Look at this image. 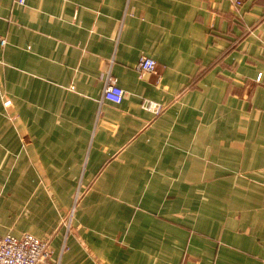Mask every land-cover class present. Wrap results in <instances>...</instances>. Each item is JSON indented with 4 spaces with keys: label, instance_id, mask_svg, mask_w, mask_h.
Returning a JSON list of instances; mask_svg holds the SVG:
<instances>
[{
    "label": "crops",
    "instance_id": "obj_1",
    "mask_svg": "<svg viewBox=\"0 0 264 264\" xmlns=\"http://www.w3.org/2000/svg\"><path fill=\"white\" fill-rule=\"evenodd\" d=\"M24 233L60 264H264V0H0V234Z\"/></svg>",
    "mask_w": 264,
    "mask_h": 264
},
{
    "label": "built area",
    "instance_id": "obj_2",
    "mask_svg": "<svg viewBox=\"0 0 264 264\" xmlns=\"http://www.w3.org/2000/svg\"><path fill=\"white\" fill-rule=\"evenodd\" d=\"M24 4L25 0H19ZM241 5L240 1L236 2ZM5 45V39L2 40ZM156 60L149 57H141L137 65V71L142 76L147 72L157 73ZM262 75L258 80H261ZM125 96V90L118 85L117 80L108 73L107 83L103 93V100L110 101L114 104H121ZM6 102V106L10 105ZM144 107L159 115L163 106L151 101H147ZM74 212V211H73ZM72 212V214H73ZM68 230L72 228V216L66 221ZM0 264H60L53 259V250L49 239H41L35 235L24 233L21 236L12 234H0Z\"/></svg>",
    "mask_w": 264,
    "mask_h": 264
}]
</instances>
